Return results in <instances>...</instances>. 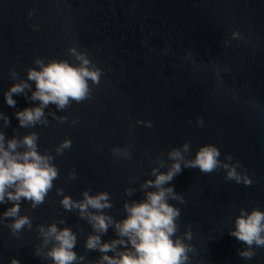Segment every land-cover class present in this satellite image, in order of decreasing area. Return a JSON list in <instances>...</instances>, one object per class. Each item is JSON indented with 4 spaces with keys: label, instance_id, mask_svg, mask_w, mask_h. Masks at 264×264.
<instances>
[{
    "label": "water",
    "instance_id": "water-1",
    "mask_svg": "<svg viewBox=\"0 0 264 264\" xmlns=\"http://www.w3.org/2000/svg\"><path fill=\"white\" fill-rule=\"evenodd\" d=\"M70 46L103 69L92 97L63 111L55 105L45 109L67 116L64 123L48 116L47 127H20L15 113L39 102L14 94L15 107L7 104L4 93L17 82L10 69L26 79L28 68L38 67L37 57L77 63ZM0 112L10 119L8 127L0 120L7 138L14 129L20 137L36 131L39 150L51 152L59 169L42 205L33 210L21 202V214L33 218L31 231L15 237L0 224V264H10L12 257L20 264H52L34 254L41 242L37 225L61 217L77 233L74 251L89 261L99 258L98 250L84 247L91 226L63 209L56 188L77 200L85 189L107 191L113 207L105 211L122 219L124 202L143 199L140 184L154 179V158L163 155L171 163L167 152L185 141L190 157L200 146L215 144L221 160L230 153V163L239 160L253 181L245 186L226 181L223 169L204 174L184 168L170 182L187 201L169 202L181 209L177 234L192 231L186 240L196 249L189 253L191 264H264V248L244 259L237 250L245 245L229 234L241 207L264 210V0H0ZM197 118H203L202 127ZM65 138L72 146L57 156L55 147ZM125 145L131 159L112 155L114 147ZM72 170L74 180L68 179ZM127 187L137 191L129 197ZM11 206L0 204V213ZM113 238L112 228L101 237Z\"/></svg>",
    "mask_w": 264,
    "mask_h": 264
},
{
    "label": "clouds",
    "instance_id": "clouds-1",
    "mask_svg": "<svg viewBox=\"0 0 264 264\" xmlns=\"http://www.w3.org/2000/svg\"><path fill=\"white\" fill-rule=\"evenodd\" d=\"M31 14L30 12L29 15ZM232 36L240 38L238 32H233ZM68 52L77 63L55 58L45 63L43 58L37 57L34 63L38 67H29L26 79H18L16 70L10 69V78L17 82L4 93L7 104L15 107L14 94H23L26 99L39 102L36 106L25 107L15 113L20 127H47L48 116L58 123H64L68 121L67 116H58L55 111L46 114L45 109L55 105L56 109L63 111L73 102L82 103L92 97V86L100 84L103 69L86 52L75 46H70ZM0 120L4 127L10 125L9 117L3 112H0ZM77 120L78 117L73 118L70 123L75 125ZM136 123L149 128L153 126L151 121L137 120ZM188 123L191 124L192 121L189 120ZM196 123L202 127L203 118H197ZM17 131L18 129H14L13 136L7 138L3 128H0V204L11 202L12 205L0 213V224H7L15 237H19L25 229L31 231L33 227V218L21 214V202L28 201L30 207L36 209L45 202L54 187V181L59 178L53 154L47 150H39V134L29 131L20 137L15 134ZM71 146V139L65 138L55 147V154L62 155ZM111 151L117 159L132 158L130 145L116 146ZM190 152V142L185 141L180 147H171L167 152L171 163L163 155L156 156L155 166L151 168L154 179L145 180L139 187L144 198L131 202L126 200L123 204L126 215L122 219H116L105 211L113 207L107 191L91 194V189H85L82 198L77 200L71 195L63 194V188H56V194L62 196L60 204L63 209L77 212L78 217L91 226L92 231L84 243L85 249L98 250L101 255L89 261L85 256L77 254L74 251L77 233L66 225L63 217L58 222L37 225L41 242L35 247L34 254L41 259L50 260L52 264H191L192 257L189 253L194 255L196 249L186 240L192 239V231L187 229L183 237L177 234L181 209L169 202L184 204L187 201L183 194L174 190L170 182L184 168H198L204 174L223 169L226 181H235L245 186H251L253 181L239 160L230 163L233 161L230 153L225 154V159L221 160L220 149L215 144L200 146L194 157L188 155ZM164 168L166 171H161ZM75 178L76 172L70 171L68 179ZM136 191L133 187L125 189L129 197ZM58 223L66 226L58 227ZM234 225L229 234L245 245L237 250L238 255L244 259H252L257 248H264V210L259 207L251 210L241 207L239 214L235 216ZM109 228L114 230L115 238L103 241L101 237ZM109 252L113 255H109ZM10 264H20V261L12 257Z\"/></svg>",
    "mask_w": 264,
    "mask_h": 264
}]
</instances>
